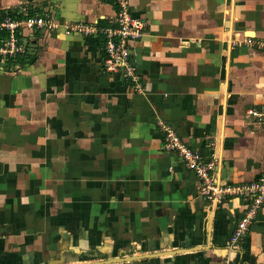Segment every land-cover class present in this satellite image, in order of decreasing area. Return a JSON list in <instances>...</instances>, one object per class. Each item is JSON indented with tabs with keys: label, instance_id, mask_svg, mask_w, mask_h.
Listing matches in <instances>:
<instances>
[{
	"label": "crops",
	"instance_id": "obj_1",
	"mask_svg": "<svg viewBox=\"0 0 264 264\" xmlns=\"http://www.w3.org/2000/svg\"><path fill=\"white\" fill-rule=\"evenodd\" d=\"M140 90L104 70L113 0H0L58 24L0 63V264H264V207L211 203L160 124L213 157L222 184L264 169V0H126ZM250 44H246L248 41ZM255 111L259 116H251Z\"/></svg>",
	"mask_w": 264,
	"mask_h": 264
},
{
	"label": "built area",
	"instance_id": "obj_2",
	"mask_svg": "<svg viewBox=\"0 0 264 264\" xmlns=\"http://www.w3.org/2000/svg\"><path fill=\"white\" fill-rule=\"evenodd\" d=\"M113 1L117 10L110 25L75 24L67 27L66 34L78 31L100 36L103 40L104 70L109 73H120L124 80H131L135 90L138 91L140 85L132 57V43L143 36L144 22L132 15L126 0ZM57 28V22L49 13L32 12L26 5H20L10 12L0 11V63L23 55L37 33L52 32ZM257 45L264 49V41L258 42ZM248 113L251 116H259L253 110ZM159 129L162 133L163 149L176 154L185 168L194 174L199 181V192L202 197L215 204L232 198H240L246 202L245 210L229 238L231 249L236 250L260 209L264 207V169L254 181L248 184H222L215 180L213 157L205 158L198 151L191 149L170 126L162 123ZM219 264L236 263L233 260L224 259Z\"/></svg>",
	"mask_w": 264,
	"mask_h": 264
},
{
	"label": "trees",
	"instance_id": "obj_3",
	"mask_svg": "<svg viewBox=\"0 0 264 264\" xmlns=\"http://www.w3.org/2000/svg\"><path fill=\"white\" fill-rule=\"evenodd\" d=\"M10 61H12V63H17V61H19L21 63L22 62V58L20 56H17L15 58L10 59Z\"/></svg>",
	"mask_w": 264,
	"mask_h": 264
},
{
	"label": "rangeland",
	"instance_id": "obj_4",
	"mask_svg": "<svg viewBox=\"0 0 264 264\" xmlns=\"http://www.w3.org/2000/svg\"><path fill=\"white\" fill-rule=\"evenodd\" d=\"M250 43H252V41ZM250 43L249 42H246V44H250Z\"/></svg>",
	"mask_w": 264,
	"mask_h": 264
}]
</instances>
